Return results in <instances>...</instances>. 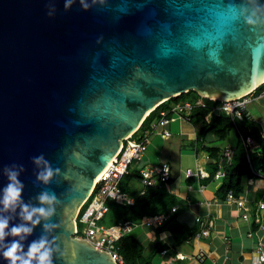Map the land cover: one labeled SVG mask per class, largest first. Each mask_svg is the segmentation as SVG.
Listing matches in <instances>:
<instances>
[{
  "label": "water",
  "instance_id": "95a60500",
  "mask_svg": "<svg viewBox=\"0 0 264 264\" xmlns=\"http://www.w3.org/2000/svg\"><path fill=\"white\" fill-rule=\"evenodd\" d=\"M262 84L264 0H0V198L15 164L29 210L54 209L33 226L20 202L0 203V264L22 223L33 229L24 253L44 236L52 264H118L73 234L123 140L172 97L228 101Z\"/></svg>",
  "mask_w": 264,
  "mask_h": 264
},
{
  "label": "trees",
  "instance_id": "16d2710c",
  "mask_svg": "<svg viewBox=\"0 0 264 264\" xmlns=\"http://www.w3.org/2000/svg\"><path fill=\"white\" fill-rule=\"evenodd\" d=\"M262 92H264V84L253 90L252 94L257 96ZM199 98V95L192 90L170 98L149 113L141 124L139 128L140 131L148 129L152 122L157 121L160 118V112L168 109L172 104L178 102L182 103L184 101L194 103ZM206 102L210 105L215 104V102L208 99H206ZM251 105H258V103L254 102ZM208 112L209 108L201 107L193 108L192 111L189 112V122H191L196 128V143L197 145L202 144L203 148L207 146L204 150L207 152L208 156L213 152L211 155L212 157L210 158H215L221 154L220 152L222 151V148L214 146V143H226L225 141L229 138L231 130H235V134L237 133L236 141L234 145L228 144L233 150L234 158H232L229 165L230 167L226 166L224 169L225 175L220 179L221 184L218 192L221 198H225L229 192L239 196L243 192V181L245 179L255 177L256 171L259 170V172L264 175V134L260 131V127L253 116H244V118L240 120L236 119V122H233L229 116L220 112L212 114L209 118V122H207L205 117ZM237 121L238 123L240 122L239 125ZM207 135H212L215 138V142H207ZM247 138L252 141L250 147L248 145L247 147L245 146L244 140ZM206 143L212 144L210 147L211 149H208L209 146ZM247 154L249 155V161L247 159ZM208 167L210 176L208 179L206 178V180H211L216 170V166L209 163ZM133 178H140L139 171L136 173H131L129 171L128 174H125L122 177L119 184L120 191L133 198V204L116 203L112 200H108L107 205L109 210L100 223L108 227L120 226L125 221L142 224L147 217L155 215L166 216V218L154 228L156 239L151 248L148 249L138 236L137 233L140 231V226L133 229L130 233L123 234L115 242V248L125 264H155L153 259L156 255L160 254L162 250H171L173 246L180 245L186 241L197 231L199 226H196L195 224L188 225L187 223L182 222L179 219V208L172 211V208L176 205L180 206V204H182V200L170 191L169 184L171 179L166 182H158L153 186L146 187L144 193L141 194V189L133 188L131 184ZM254 229L256 228L254 227ZM163 232H170L171 245H168V242L159 238V235ZM159 241L161 243H159ZM175 264L185 263L184 261L177 260Z\"/></svg>",
  "mask_w": 264,
  "mask_h": 264
},
{
  "label": "crops",
  "instance_id": "0c3cea01",
  "mask_svg": "<svg viewBox=\"0 0 264 264\" xmlns=\"http://www.w3.org/2000/svg\"><path fill=\"white\" fill-rule=\"evenodd\" d=\"M257 103L258 105H264V98ZM168 128L170 131L169 138L162 137L160 129L152 133L150 138L158 137L161 141H168L172 137V133H175L179 139L180 147L175 148L174 152L168 153V149L164 147L160 149V153H165L168 160L171 162V159L176 160L175 165L169 161H160L159 163L169 164L170 179H172L169 184L170 191L182 200L180 206H175L180 211L179 219L188 225L195 224L200 228L198 219L208 216L213 225L209 230L208 236L195 237L194 235L199 230L198 228L186 241L180 245L173 246L171 250L169 249L168 257L158 254L154 257L153 262L155 264H163L167 259H171L174 264L177 260L184 261L185 264H252V258L259 246L264 249V208L258 209L257 206L258 202L264 203V175L256 171L255 177L243 181L244 189L239 197L244 199L245 204L243 209L239 211L234 204L227 202L226 198H221L218 192L221 182L219 183L218 180L185 178L184 170L187 168L194 169L196 163L201 168L209 171L208 164L205 162L207 152L204 151L203 146L201 147L202 144L200 146L198 144L195 147L197 144L195 143L196 128L191 122L177 119L171 122ZM214 140L215 138L212 135H207V142ZM181 141L189 142V147H184ZM206 144L210 146V144ZM228 144L230 143L216 144L215 146L223 148ZM194 152H196L197 156ZM189 156L192 157L193 166H187V168L183 169L185 162H187L186 158ZM153 165H158V163ZM173 166H176L178 172L183 173L182 177L179 173L178 175L173 173ZM135 179L141 184L140 178ZM131 184L134 186L133 179ZM145 188L141 184L140 193ZM242 211L248 214V219H244L241 216ZM155 226H140V231L137 233L148 249L151 248L156 239ZM254 227L256 228L255 231ZM159 238L168 242V245L172 243L170 232L161 233Z\"/></svg>",
  "mask_w": 264,
  "mask_h": 264
},
{
  "label": "built area",
  "instance_id": "2783aa9c",
  "mask_svg": "<svg viewBox=\"0 0 264 264\" xmlns=\"http://www.w3.org/2000/svg\"><path fill=\"white\" fill-rule=\"evenodd\" d=\"M263 98L264 92L257 96H254L252 92H250L244 96L228 101L211 99L210 101L215 102V104L210 105L208 102H206V99L200 97L194 103L189 101H184L182 103L178 102L172 104V106L168 109L161 111L160 118L157 121L152 122L148 129L140 131L139 127L134 133L123 140L120 151L99 175V178L95 181L92 192L79 209L74 219L75 230L73 236L86 240L96 249L108 252L118 264H125L115 248V242L123 234L130 233L138 226L150 227L160 224L166 218V216L155 215L152 217H147L142 224H135L131 221H125L120 226L110 227L101 224L100 221L109 210L107 205L108 200L129 205L133 203L132 198L120 191L119 184L122 177L129 173L130 165L134 158L137 157L140 159L145 154L146 144L149 142V136L160 129V131H162L160 135H162L164 138H169V124L177 119L189 122V112H191L192 109L196 107L209 108V112L205 117L207 122H209V118L212 114H217L220 112H223L229 116L233 122L236 119H242L244 116L251 117L249 106L254 102H260V100ZM244 141L246 147L247 145L249 147L252 145V141L249 138L245 139ZM232 157L233 150L228 145L224 146L222 148L221 154L215 158H210L207 154L205 155L206 163H211L213 166H216L213 179L220 180L224 177V169L226 166L230 165ZM247 159L249 161L248 154ZM184 174L186 178L194 177L196 179L208 178L210 176L209 171H207L205 168H201L197 163L195 164L194 169H185ZM139 175L143 187L153 186L157 182H166L170 179V167L165 163L158 165H148L139 170ZM144 191L145 190L143 189L141 194H143ZM225 198L227 202L234 204L239 211L243 209L245 204L243 198L235 196L232 192H229ZM257 206L258 209H262L264 208V203L258 202ZM176 208L177 207L172 208V211H174ZM241 216L244 219H248V214L243 211ZM198 221L200 228L194 236L198 238L208 236L213 222L208 216L199 218ZM160 254L168 257V250H162ZM163 264H174V262L171 259H167ZM252 264H264V249L261 246H259L257 252L253 256Z\"/></svg>",
  "mask_w": 264,
  "mask_h": 264
},
{
  "label": "clouds",
  "instance_id": "9594fccd",
  "mask_svg": "<svg viewBox=\"0 0 264 264\" xmlns=\"http://www.w3.org/2000/svg\"><path fill=\"white\" fill-rule=\"evenodd\" d=\"M68 4L72 2V0H67ZM43 156L35 157L34 160L37 162L42 160ZM11 169H19L18 171ZM20 171H23V166L11 165V168L5 167V172H7L9 182L2 189L3 196L0 198V203L4 205V210H8L12 208L14 210V206L19 203L21 208V212L24 213L23 220L31 222L34 226L39 223V218L33 220V215L39 213L40 216L48 217L54 212L53 208H44V207H32L30 209V205L23 203L22 200V192L24 185L18 179ZM53 175V169L48 167L45 171L37 174V179L43 182H48L51 176ZM38 199L41 202H47L51 204L55 199V194H49L47 192H42ZM8 228V219L0 218V240H3L4 236L7 235L5 233V229ZM32 227H28L26 224L22 223L19 225H14L10 229V233L14 236H19V240H12L9 247L6 248L4 252V257L8 260V264H17V261H20L21 264H32V260H36L37 264H52V249L47 247L48 240L46 237L41 236L38 240L32 241L28 245V251L24 253L22 240L25 239L26 234H30L32 232ZM23 234V235H22ZM21 253V254H18Z\"/></svg>",
  "mask_w": 264,
  "mask_h": 264
},
{
  "label": "rangeland",
  "instance_id": "374dc122",
  "mask_svg": "<svg viewBox=\"0 0 264 264\" xmlns=\"http://www.w3.org/2000/svg\"><path fill=\"white\" fill-rule=\"evenodd\" d=\"M249 111H250L251 115L254 117V119L257 121V124L259 125L260 130L264 134V105H260V104L259 105H250ZM231 132H230L231 136H234V137H231L229 135V138L226 141V143L231 144V143H235L234 140L236 141L235 130L232 129ZM148 141L149 142L146 144L145 154L140 159H138L137 157L134 158L133 162L131 163V165H130V172L131 173H136L141 168L146 167L147 163H148V165H153V164H157V163L159 164L160 161H169L170 163L175 165L176 160L171 159L172 162L170 160H168L166 158L167 156L165 153H162V152L160 153V149L162 147H164L165 149H168V153H169V152H174L175 148L180 147V142H179V139L177 137V134L172 133V137L168 141H161V139L158 137L150 138V136L148 138ZM216 143H218V145H222V143H219V142H216ZM181 144L184 147H189V145H190L189 142H186V141H181ZM186 159H187V162H185L183 169L187 168V166H193L192 165V157L189 156ZM173 173L175 175H178V173H179L181 175V177L183 176L182 172H178L176 166H173ZM133 180H134L133 188L139 189L141 187L140 182L135 178H133Z\"/></svg>",
  "mask_w": 264,
  "mask_h": 264
},
{
  "label": "bare ground",
  "instance_id": "6f19581e",
  "mask_svg": "<svg viewBox=\"0 0 264 264\" xmlns=\"http://www.w3.org/2000/svg\"><path fill=\"white\" fill-rule=\"evenodd\" d=\"M256 112H257V111H256ZM250 114H251V113H250ZM254 115H255V114H254ZM260 115H261V114H260ZM243 118H244V117H243ZM243 120H244V119H243ZM246 120H247V119H246ZM231 121H232V120H231ZM235 122H236V121H235ZM241 122H242V121H241ZM237 123H238V121H237ZM239 123H240V122H239ZM239 123H238V125H239ZM231 131H232V130H231ZM260 131H261V130H260ZM197 133H198V132H197ZM231 133H232V132H231ZM232 134H233V133H232ZM236 134H237V133H236ZM230 136H231V134H230ZM231 137H234V136H231ZM235 137H236V136H235ZM236 138H237V137H236ZM196 139H197V137H196ZM196 139H195V140H196ZM225 140H226V139H225ZM237 140H238V139H237ZM212 142H213V141H212ZM214 142H215V141H214ZM214 142H213V143H214ZM223 142H224V141H223ZM225 142H226V141H225ZM234 142H235V140H234ZM244 142H245V141H244ZM195 143H196V142H195ZM195 143H194V144H195ZM221 143H222V142H221ZM216 144L218 145V143H216ZM216 144H215V145H216ZM223 144H224V143H223ZM232 144L234 145V143H231V145H232ZM211 145H212V144H210V146L208 145V146H209L208 149L211 147ZM215 145H214V146H215ZM199 146H200V144H199ZM199 146H198V147H199ZM204 146H206V145H204ZM214 146H213V147H214ZM195 147H197V144H196ZM201 147H202V145H201ZM206 147H207V146H206ZM206 147H204V148L206 149ZM215 148H217V147H215ZM221 148H222V147H221ZM199 149H200V147H199ZM210 149H211V148H210ZM195 150H196V148H195ZM197 150H198V149H197ZM204 151H205V150H204ZM198 152H199V151H198ZM211 152H212V151H211ZM218 152H219V151H218ZM194 153L196 154V152H194ZM212 153H213V152H212ZM212 153H211V155H212ZM220 153H221V152H220ZM211 155H210L209 157H212ZM196 156H197V154H196ZM199 157H200V156H199ZM232 158H234V156H233ZM249 160H250V159H249ZM205 162H206V161H205ZM109 164H110V163H109ZM168 165H169V164H168ZM208 165H209V164H208ZM228 166H229V165H228ZM229 167H230V166H229ZM226 169H227V168H226ZM255 169H256V168H255ZM224 171H225V170H224ZM259 171H260V170H259ZM213 172H214V171H213ZM257 172H258V171H257ZM251 176H252V174H251ZM174 177H175V176H174ZM247 177H248V176H247ZM247 177H246V178H247ZM98 178H99V175L97 176L96 180H97ZM185 178H186V177H185ZM210 178H211V177H210ZM244 178H245V177H244ZM249 178H250V177H249ZM187 179H188V178H187ZM207 179H208V178H207ZM212 179H213V177H212ZM212 179H211V180H212ZM242 179H243V178H242ZM247 179H248V178H247ZM171 180H172V179H171ZM202 180H203V179H202ZM205 180H206V179H205ZM222 180H223V179H222ZM245 180H246V179H245ZM185 181H186V180H185ZM187 181H188V180H187ZM199 181H200V180H199ZM216 181H217V180H216ZM218 182L220 183V180H218ZM189 183H190V182H189ZM199 183H200V182H199ZM198 186H199V185H198ZM166 187H167V186H166ZM167 188H168V187H167ZM201 190H202V189H201ZM198 191H199V190H198ZM176 196H177V195H176ZM235 196H236V194H235ZM178 206H179V205H178ZM208 206H209V205H208ZM209 216H210V215H209ZM258 221H259V220H258ZM258 223H259V222H258ZM256 228H257V226H256ZM260 228H261V227H260ZM252 231H253V230H252ZM254 231H255V229H254ZM261 231H262V230H261ZM252 233H253V232H252ZM260 238H261V237H260ZM255 242H256V241H255ZM159 243H161V242L159 241ZM153 244H154V243H153ZM162 245H163V244H162ZM165 247H166V246H165ZM163 249H164V248H163Z\"/></svg>",
  "mask_w": 264,
  "mask_h": 264
}]
</instances>
